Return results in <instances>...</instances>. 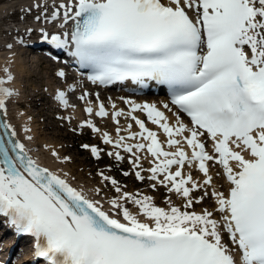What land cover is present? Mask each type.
I'll list each match as a JSON object with an SVG mask.
<instances>
[{
	"label": "snow or ice",
	"instance_id": "obj_1",
	"mask_svg": "<svg viewBox=\"0 0 264 264\" xmlns=\"http://www.w3.org/2000/svg\"><path fill=\"white\" fill-rule=\"evenodd\" d=\"M33 7L40 10L36 20L58 29L41 28L40 39L90 70L94 84L167 85L170 101L162 108L121 97L127 108L112 102L109 112L98 93L95 107L90 93L79 99L87 100L89 117L109 118L116 133L86 119L80 127L111 148L82 147L97 159L106 154L122 161L127 153L136 179L169 195L167 207L158 206L152 196L123 191L101 171L117 194L104 210L67 174L38 163L2 118L15 94L6 86L14 77L5 67L0 217L33 237L35 255L47 264H264V0H62L51 10L46 3ZM57 100L69 106L65 91ZM51 154L60 158L55 149ZM210 166L221 169L216 175L226 180V190L215 187ZM197 191L203 194L197 197ZM206 198L214 200L212 210H192Z\"/></svg>",
	"mask_w": 264,
	"mask_h": 264
},
{
	"label": "bare ground",
	"instance_id": "obj_2",
	"mask_svg": "<svg viewBox=\"0 0 264 264\" xmlns=\"http://www.w3.org/2000/svg\"><path fill=\"white\" fill-rule=\"evenodd\" d=\"M60 2H62V0H0V77L6 76L7 73L4 72V69L5 67L9 68L10 73L12 74L14 78L13 80L6 82V86L15 89V94L7 102V115L11 119L12 125L15 128L18 136L22 140L26 141L24 142L25 145L31 148L32 152L35 153L36 156L42 162L46 163L49 166L48 167L49 169L57 171L58 173L62 175L67 174L66 178L68 180L73 181L80 189L86 191L87 194L90 195L92 198L99 200L94 195V193L96 194L97 188L86 186L85 184H83V182L78 181V178L73 176L72 169H69L66 166L65 167L61 166L60 164H58L59 163L58 160H56L57 157L50 155L51 150L54 149L55 147L52 145L47 146L48 144L45 143L44 137L38 133V128L36 126V122L33 119V117L26 115L19 108L20 107L19 99L21 98L20 88L22 87V84L20 82V79L17 77V75H20V78L24 77L23 74L24 75H35V74L37 75V72L27 70L28 67H25L26 60H31V58H29L31 50L30 51L28 50V45H29L28 41L31 40L30 38L34 36H40L41 28H44L45 30H48V31L55 30L54 25L52 23H48L43 20L38 21L35 19V17L39 14L40 10L33 7V5L35 3H46L49 6V9L51 10V7L53 5L59 4ZM28 9H31V11H28ZM28 29H32V31H28ZM9 45H11V47H8ZM16 47L18 49H16ZM16 50H19V51L17 52ZM36 55H37L36 61L34 59L32 60L34 61L35 64L37 63V66H36L37 70H40L41 69L40 66L43 61V56L41 54H36ZM31 62L32 61H30V63ZM61 71H63L64 73L65 69L60 64L59 66H56L55 73H52L48 69L46 70V74H41L40 72L38 75V78L40 79V81L44 80L43 78L48 79L46 81L54 80L55 78L57 79V81L58 79L62 81V79L59 78V77H64V76L59 75ZM71 84L72 83L63 85L61 87L62 88L61 90L68 91L66 87H68ZM76 84L78 87H80V85L82 84V80L79 79V82H77ZM59 88L60 87L57 88V93L59 91ZM89 88L93 90L92 87L89 86ZM76 91L79 92V89ZM83 93H84V89H83L82 94ZM118 93H120V96H118L117 94H111V92H109L106 98V93L103 90L102 94L99 96V98L102 97L106 100L110 108V112L112 111V107H111L112 102H115L117 107L119 108H125V109L127 108V105L123 103V101L121 100V97L130 98L137 102L142 101L143 97H148L153 102H156V104L161 108H162L163 103L169 102L167 98L162 95L161 96L137 95V94H128L124 91H118ZM87 99L94 101L96 98H95V95L91 94ZM69 104H70V101H69ZM59 105L61 107H64L62 104H59ZM83 107H81L80 105H73V104L69 105L68 107H65L66 109L70 111L69 114H67V116L71 117V119H76L77 117H79L80 122H83L84 120L89 119L90 117L88 116V114H86L84 110H82ZM168 114L171 115L170 113ZM120 119H121V125L123 127H126L127 122L125 118L121 117ZM98 120L103 121L104 123L103 125L105 127L102 128V131H107L113 137H115L116 135L115 124L109 118H99ZM151 128L153 130H157V126L155 125H151ZM25 129H28L29 131H25ZM138 130H139L138 126L133 124L132 131H138ZM158 133L161 134L162 138L164 139L163 132L158 131ZM29 136L32 137L30 140L28 139ZM133 142L134 141H129V143H133ZM45 148H48V149L45 150ZM57 150H58V147H57ZM141 161H145L148 163V161L143 160V159ZM148 167H150L149 163H148ZM188 170H189L188 166H186L184 171L187 172ZM218 171H221V169L218 166H212V168L210 169V175L213 176V184L215 185V187L223 191V190H226L227 188V182L223 178L218 177L216 175ZM193 174H194L195 179L202 181V178H203L202 173H199L198 170H195ZM206 199L209 200V198H206ZM212 201L214 200L212 199ZM101 205L104 206L106 210L111 208V205L109 203H103V201L101 202ZM204 208H199L197 212L201 211ZM130 210L134 211V209H130ZM5 228H6L5 225L0 222V229H1L0 236L3 235ZM0 239H4L2 250L6 251L10 245L12 244L15 245L13 248L12 254H11V256H13L17 248V244H15L16 239H14V237L12 238L11 236L7 234L4 235V237L2 238L0 237ZM29 255H30V247H28L27 243L24 242L22 245V251L19 252V255L17 259L15 260L14 264H18L19 262L23 260H28Z\"/></svg>",
	"mask_w": 264,
	"mask_h": 264
},
{
	"label": "rangeland",
	"instance_id": "obj_3",
	"mask_svg": "<svg viewBox=\"0 0 264 264\" xmlns=\"http://www.w3.org/2000/svg\"><path fill=\"white\" fill-rule=\"evenodd\" d=\"M16 49L18 48L16 47ZM16 51L18 52L19 50ZM36 57L37 55L31 52L29 55L31 60H26L25 67H28L27 70L37 72V75L23 74L24 77L22 78H20V75H17L22 84V89L20 88L21 98L19 99L20 101L18 100L20 102L19 108L26 115L33 117L38 128V133L44 137L45 143L48 144L47 146L52 145L55 147L54 149L59 153L60 157L59 159L56 158V160L59 162L58 164L72 169L73 176L77 177L78 181L83 182V184L86 186L99 189V194L96 191L97 195L95 193L94 195L101 202L103 201V203H108V201L117 194L115 193L110 182L103 181L102 177L99 175L101 171L105 175L115 178L122 186L123 191H128L131 193H136L138 191L142 192L145 195L152 196L158 206L167 207L165 200V198L169 195L167 190L163 187H158V189L154 190L149 187L151 182L147 180L141 182L136 179L134 175V169L127 158L128 155H124L125 159L122 161H116L113 157H109L106 154H102L101 157L97 159L91 155L90 148L86 149L82 147L84 144L96 145L97 147L104 149L105 152L111 148L110 146L103 143L99 134L94 133L86 126L81 128L80 125L82 122L79 121V117L76 119H71V117L67 116V114L70 112L69 110H66V108H61L58 105H53L55 101L52 95L49 93L54 90V83H56L57 79L55 78L54 80L46 81L48 79L43 78L44 80L40 81L38 75L40 72L41 74H46V70L48 69L53 73L54 64H49V62L43 58L40 66L41 69L37 70V63L35 64L32 60L34 59L36 61ZM30 61L32 62L30 63ZM51 84H53L52 88L50 87ZM113 90L114 89L109 90L108 92L106 91V97L109 92H115ZM46 91H48V93ZM73 97L75 98V101L79 100V98H77L75 95ZM97 124H99L101 127H105L103 122ZM47 149L48 148H45V150ZM51 152L50 155H52ZM64 157H69V159L65 160ZM143 167L145 169L148 168V164L146 162L143 163ZM125 171L129 172L130 174L128 176H124L123 173ZM143 174L147 175L148 173L145 172ZM195 194V196L199 197L203 193L197 191ZM172 200L176 205L182 206L183 204V201L177 198L175 195L172 196ZM206 201L194 205L192 210L198 211L199 208L204 207L212 210L211 208L214 205V201H212V199H206ZM127 206L129 209H134L135 211L133 205L128 204ZM227 239L228 238L226 236V240ZM23 242L24 241H22V243Z\"/></svg>",
	"mask_w": 264,
	"mask_h": 264
}]
</instances>
